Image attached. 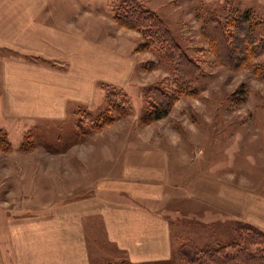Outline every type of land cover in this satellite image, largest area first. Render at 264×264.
Segmentation results:
<instances>
[{"label": "rangeland", "instance_id": "1", "mask_svg": "<svg viewBox=\"0 0 264 264\" xmlns=\"http://www.w3.org/2000/svg\"><path fill=\"white\" fill-rule=\"evenodd\" d=\"M121 1L128 4V0H76L100 12L107 10L109 21ZM135 1L162 19L186 57L193 60L196 77L191 90L181 92L165 117L142 122L150 98L146 90L181 85L175 78V64L157 48L135 56L142 61L122 87L129 114L116 117L107 112L115 119L98 130L84 132L91 128L90 115L96 119L106 112L104 92L98 93L92 107L75 115L70 112L58 121L9 119L0 104V179L21 176L37 186L38 168L44 165L51 174L61 169L55 173L64 180L74 164L70 147L86 149L85 162L99 159L107 161L99 164L109 166L118 162L109 151L118 148L119 159L127 149L161 151L169 158V180L165 186L168 206L159 210L169 225L171 257L153 264H188L181 255L182 246L241 243L244 235H253L249 252L262 254L257 236L264 235V79L255 75L254 68L264 57L240 66L224 64L202 28L210 16L226 26L231 53L238 58L244 54L250 25L259 21L264 25V0ZM119 30L125 52L132 43L134 47L141 43L138 32ZM6 52L0 48V56ZM33 190H38L35 198L40 200L42 190ZM106 264L132 263L122 259Z\"/></svg>", "mask_w": 264, "mask_h": 264}, {"label": "crops", "instance_id": "2", "mask_svg": "<svg viewBox=\"0 0 264 264\" xmlns=\"http://www.w3.org/2000/svg\"><path fill=\"white\" fill-rule=\"evenodd\" d=\"M107 14L76 0H0L3 114L58 121L92 107L104 85L123 91L144 51L136 50L139 42L125 52L124 27ZM72 148L64 180L55 173L61 169L51 174L44 165L37 186L21 176L0 179V264L170 259L169 225L159 210L168 206L166 153L127 149L119 159L118 148L109 151L118 159L109 166L85 162L86 149Z\"/></svg>", "mask_w": 264, "mask_h": 264}, {"label": "trees", "instance_id": "3", "mask_svg": "<svg viewBox=\"0 0 264 264\" xmlns=\"http://www.w3.org/2000/svg\"><path fill=\"white\" fill-rule=\"evenodd\" d=\"M113 19L124 28L138 32L142 41L136 47L137 51L163 50V56L168 61L175 64V78L179 82L176 89L168 88H149L150 98L146 100L147 108L142 117L143 123L165 117L173 108L174 103L179 99L181 92L191 90V83L195 80L194 62L188 59L185 53L180 49L177 42L172 37L171 31L164 25L162 19L152 11L144 8L135 0L118 2L115 5ZM226 26H223L218 20L210 16L202 33L207 38L210 46L215 51L217 58L227 65L240 66L251 59L264 57V25L261 21L252 23L249 28V39L243 42L244 54L238 58L233 57L232 48L229 44V37L225 33ZM255 75L264 79V59L254 68ZM106 90L105 101L107 104L106 112L97 116V120L90 115L91 128L86 131L98 130L103 125L110 124L115 117L105 115L107 112H113L116 117H124L129 114V100L126 94L109 85H104ZM152 92V94H151ZM147 98V96H146ZM128 106V107H127ZM98 119L101 122L98 123ZM94 124H98L95 126ZM252 232V229H249ZM253 235H244L241 243L234 240L228 243H219L216 247L204 245L202 247L182 246L181 255L188 264H264V235L257 236L262 243V254L249 252ZM255 242V244H260ZM228 250V251H227ZM231 253H227L230 252Z\"/></svg>", "mask_w": 264, "mask_h": 264}]
</instances>
